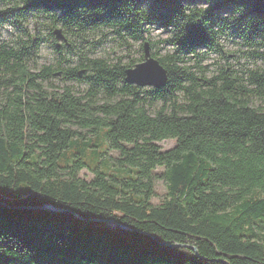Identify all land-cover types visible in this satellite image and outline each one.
Instances as JSON below:
<instances>
[{
  "label": "trees",
  "instance_id": "16d2710c",
  "mask_svg": "<svg viewBox=\"0 0 264 264\" xmlns=\"http://www.w3.org/2000/svg\"><path fill=\"white\" fill-rule=\"evenodd\" d=\"M1 1L12 5L0 21L42 13L51 37L60 25L147 40L157 26L175 50L152 53L167 82L146 89L125 81L144 56L73 66L60 57L32 70L41 37L0 43V264H264V108L251 105L264 98V69L207 78L183 64L201 49L222 52L226 33L264 59V0ZM52 45L60 56L76 47ZM58 72L89 89H49ZM158 101L152 114L147 103ZM165 140L175 145L164 151ZM104 144L118 156L90 164ZM160 167L167 192L154 205ZM84 168L91 180L78 176Z\"/></svg>",
  "mask_w": 264,
  "mask_h": 264
},
{
  "label": "rangeland",
  "instance_id": "374dc122",
  "mask_svg": "<svg viewBox=\"0 0 264 264\" xmlns=\"http://www.w3.org/2000/svg\"><path fill=\"white\" fill-rule=\"evenodd\" d=\"M194 1L203 8L210 4L201 0ZM11 5V2L0 0V11L5 10ZM224 15H227V13H224ZM48 21L45 15L36 12L29 14L26 18H19L17 23H13L11 20L0 21V43L4 42L10 46H16L18 38H27L25 31L33 37H41L42 41L37 55L33 58V65L31 64L32 70H39L45 65H56L60 57L63 62L66 60L63 66H73L80 58L84 57L102 58L112 64L117 63L119 60H121L122 64L132 61L135 62L139 60L141 56H144L143 45L145 42L155 43L151 52L157 51L159 57L172 54L175 50L172 43L168 41L172 34L171 31L162 27H147L148 30L144 33V37L147 38V40H134L129 37L119 36L116 31L110 27H98L87 30L82 34H70L66 33L62 26L58 25L56 27L63 29L65 38L70 44L69 47L72 44L76 46L73 51L68 49L63 50L60 56L52 45V43H56L57 40L54 36L51 37L49 35L51 29L47 24ZM219 42L222 45V52L201 49L199 52L203 56L202 59L187 57L183 64H185L190 71L196 72L198 75L201 74V71H204L207 78L223 74V71H226L224 75L235 78L244 76L249 70H255L257 68L264 69V59L255 57V53L259 51L256 47L246 45L240 38L232 36L229 33L221 35ZM60 43L64 44L63 41H60ZM143 61L144 57L142 61H138L136 64ZM60 78V75L54 77L47 87L60 91L64 85H69L72 86L74 91L79 95L84 94L89 89V84L87 82H63ZM117 98L118 96L115 97V99ZM97 101L103 103L105 101L104 94H100ZM179 102H183L181 94L179 95ZM162 105L161 101L148 102L147 108L154 114ZM251 105L253 107L264 108V98L256 95L251 96ZM75 128L78 129L77 127ZM159 144L164 151L175 145L173 140H165ZM106 149V144H104V146H99L98 151L103 153L107 152V155L98 157L97 154H91L88 159L89 163L95 164L98 161L100 164L105 165V160L110 162L109 158L113 161L118 156L116 151H106ZM162 170L163 169L160 167L154 171L155 196L152 198V203L154 205L160 204L166 197L167 190L161 176ZM78 176L86 180H91L93 178V174L87 168L82 169L78 173Z\"/></svg>",
  "mask_w": 264,
  "mask_h": 264
},
{
  "label": "water",
  "instance_id": "95a60500",
  "mask_svg": "<svg viewBox=\"0 0 264 264\" xmlns=\"http://www.w3.org/2000/svg\"><path fill=\"white\" fill-rule=\"evenodd\" d=\"M54 35L56 36L57 41L63 40L67 43V39L63 35L62 29H55ZM56 45L57 47L61 46L59 42H57ZM144 58L143 62L137 64L133 68H127L125 70V81L128 84H133L139 87L161 88L167 82V70L158 59L153 57L149 42L144 43ZM55 75H60V72ZM46 208L54 210L50 206H47Z\"/></svg>",
  "mask_w": 264,
  "mask_h": 264
}]
</instances>
